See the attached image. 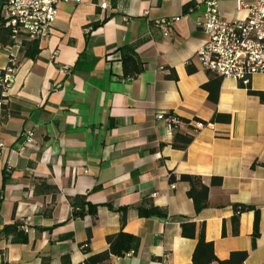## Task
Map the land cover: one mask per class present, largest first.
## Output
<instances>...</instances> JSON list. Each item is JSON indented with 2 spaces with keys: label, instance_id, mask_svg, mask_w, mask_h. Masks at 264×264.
<instances>
[{
  "label": "crops",
  "instance_id": "0c3cea01",
  "mask_svg": "<svg viewBox=\"0 0 264 264\" xmlns=\"http://www.w3.org/2000/svg\"><path fill=\"white\" fill-rule=\"evenodd\" d=\"M219 4L228 18L244 14L234 0ZM203 8L198 0L61 1L36 55L18 50L4 98L10 113L0 123V231L21 221L27 241L11 242L0 232V264H61L63 254L84 264L119 231L123 206V230L140 244L107 264H192L196 239L180 233L186 220L204 223L219 259L245 250L244 264H264V75H252L249 83L262 97L221 77L217 101L208 100L202 87L208 73L195 54L206 38L196 24ZM164 17H177L168 34L156 25ZM123 44L134 45L143 61L132 79L121 78ZM8 55L0 50V67ZM159 112L207 123L185 149L174 148L173 130L156 118ZM214 112L229 114L230 121L209 122ZM180 174L209 185L201 210L195 211ZM212 176L221 183L211 185ZM41 179L58 192L35 191ZM80 193L97 205L95 219L71 216L68 197ZM143 198L166 216H139ZM234 204L258 211L254 242V209L237 214L235 229ZM87 240L89 252L82 248Z\"/></svg>",
  "mask_w": 264,
  "mask_h": 264
},
{
  "label": "built area",
  "instance_id": "2783aa9c",
  "mask_svg": "<svg viewBox=\"0 0 264 264\" xmlns=\"http://www.w3.org/2000/svg\"><path fill=\"white\" fill-rule=\"evenodd\" d=\"M68 0H5L1 8V18L11 31L13 45L2 46L8 50L5 66L0 67V93L6 96L17 66V53L22 40L45 38L58 11V4ZM79 2L80 0H72ZM204 5L202 17L197 21L198 28L206 38L196 50L200 65L223 77H231L240 85L247 86L252 75H264V0H234L236 11L242 16L228 18L221 12L219 0H198ZM107 2H101L105 8ZM177 17H164L156 21L163 34ZM56 84L55 87H59ZM4 99L0 98V105ZM156 118L164 119L169 130L171 124L183 123L172 114L159 112ZM196 128L203 126L201 121H192ZM32 133L28 132L30 136ZM22 228L26 230V226ZM132 254V251L126 252Z\"/></svg>",
  "mask_w": 264,
  "mask_h": 264
},
{
  "label": "trees",
  "instance_id": "16d2710c",
  "mask_svg": "<svg viewBox=\"0 0 264 264\" xmlns=\"http://www.w3.org/2000/svg\"><path fill=\"white\" fill-rule=\"evenodd\" d=\"M5 0H0V12ZM188 8L186 7L185 10ZM93 25L96 22L92 23ZM14 41L11 38V31L3 23L0 15V47L13 45ZM120 51V59L122 62V75L123 79H132L137 76L143 69V61L138 57L135 46L130 44H123L118 47ZM19 51L23 53L24 56L34 57L38 52V41L36 40H22L20 43ZM188 72H192L193 69L188 66ZM208 80L202 84V87L208 92L207 98L210 102H216L218 96V90L220 85L221 76L212 72L207 71ZM170 77L176 78L175 72H171ZM243 86V85H242ZM249 93L258 94L260 97L263 96L262 92L252 90L249 86H245ZM6 96L1 95L0 98L4 99ZM6 104L2 103L0 105V123L9 114ZM175 118L181 121L185 126V129H180V124H171L173 127V137L171 145L174 148L185 149L187 145L193 139V132L196 129L194 124L191 122L194 120L201 121L204 124L207 123L205 120H200L196 117L192 119L183 118L177 116L173 113ZM230 115L226 113L214 112L209 119V122H229ZM179 179L188 183L187 195L192 199L195 211L201 210L207 205V195L209 190V185L204 183L202 178L198 175L193 174H180ZM170 181L175 180V175L170 174ZM42 187L35 185V191H48L54 196L58 192L57 186L53 184H48L45 180H38ZM221 183V177L212 176L210 179L211 185H219ZM68 201L71 205V216L72 217H82L85 214H90L93 219L97 215V205L90 202L87 199L86 193L75 194L74 196H69ZM147 203V204H146ZM110 206V205H109ZM234 214L232 215V222L237 228L238 216L237 214L241 211L254 209V223L252 231V241L254 242L256 236L258 235V211L249 204H234ZM137 214L139 216H149L158 215L166 216V211L152 202H149L148 198H143L142 201L136 206ZM119 212L120 229L116 233L109 234L106 236L107 248L95 253H89L84 259V264H107L111 256H123L126 252L132 251L135 253L139 247L140 241L139 237L135 234H131L123 230V226L126 222V212L127 207H119L117 209ZM23 223L21 221H13L9 224H4L1 233L5 236H10L11 242H25L27 241V232L22 228ZM88 234V240L90 237V228L86 229ZM180 233L182 236L195 238L196 244L192 251L191 261L192 264H244V260L247 257V251L236 250L230 252L229 256L225 259H219L213 248L212 241L206 240L204 234V223L199 226L194 221L186 220L180 222ZM88 240L83 243L82 248L85 252H89ZM61 264H71L70 257L68 254H63L60 257Z\"/></svg>",
  "mask_w": 264,
  "mask_h": 264
}]
</instances>
